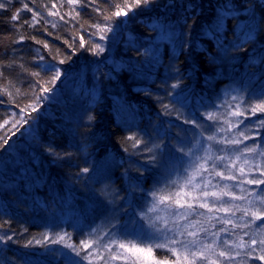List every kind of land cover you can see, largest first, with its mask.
Instances as JSON below:
<instances>
[{
	"label": "trees",
	"instance_id": "trees-1",
	"mask_svg": "<svg viewBox=\"0 0 264 264\" xmlns=\"http://www.w3.org/2000/svg\"><path fill=\"white\" fill-rule=\"evenodd\" d=\"M134 4L0 0V264H66L64 233L81 249L95 226L127 230L176 155L205 157L199 139L223 128L205 117L230 92L264 154V112L246 111L264 102V0ZM260 226L221 264H264Z\"/></svg>",
	"mask_w": 264,
	"mask_h": 264
},
{
	"label": "rangeland",
	"instance_id": "rangeland-1",
	"mask_svg": "<svg viewBox=\"0 0 264 264\" xmlns=\"http://www.w3.org/2000/svg\"><path fill=\"white\" fill-rule=\"evenodd\" d=\"M235 107L236 101L234 94L230 92L225 102L220 103L214 114H212L213 119H208L210 113H207L205 117L207 120L214 122V120L217 119L220 123H222L223 128L213 133L211 137H214L215 139H208L207 136L203 137V140L199 139L207 145L205 157L200 159L192 152H189V150L187 151L185 158H182L181 161L179 160L180 157L176 155L175 160L170 162L173 168H175L172 171L173 173L170 174L166 182L163 183L164 185L159 186L156 190H154L149 198L146 199V206H144L141 211H138L137 217L132 221V225L128 226L127 230H119V228H117V231H115L114 227L112 228L113 230H109L108 226L103 229L95 226L86 234L88 237L86 241L92 242V246L82 247L81 249L77 248L80 253L79 256L76 255L73 248L67 247V245H71V243L67 240L68 235L64 233L62 238L58 239V243L63 246V261L66 262V264H70V262H74V264H133V261H135L136 264H153V262L157 260L154 256L155 249L152 253H148L147 251H128L119 248L117 242L124 241L126 243L128 240H134L136 237H140L145 243H159L164 242L165 236L174 237L177 233L183 232L185 228H188L190 231L198 232V236L196 238L199 239L202 244H210L213 241H216L218 246L220 244H224V241L228 242V245L224 244L225 246L222 247V250L231 252L235 258L232 260H226L224 257H217L216 252L220 251V248H215L214 250L207 252V255H209L212 260H219L221 263L237 262L243 255L242 249H246L251 241L257 240L252 235L255 234L257 228L263 224L262 222L264 220H257L249 227L234 228L230 224L225 225L217 219L213 218L209 220V218L220 217L223 219H230L234 221V223L243 225L245 222L251 220V215H245L242 209H249V212H251L258 208L261 213H264V205L259 204L256 201V197L251 195L253 192L260 195L262 190H264V185L239 183L245 179H264V176L260 175V173L264 171V154L262 155L259 153V150L262 149L258 147L254 153H245L244 155H241L245 148L253 147L254 145L250 146L248 143L252 139L251 137L249 139L239 137V133L241 132V130H239L240 124L238 127L235 125L238 121H243V119L241 116L235 118L234 115H231V113L235 111ZM225 111H228V115L226 116ZM219 112H223L222 120ZM232 119L233 121H231ZM233 139H239L241 143L238 146H235L231 143ZM209 141L213 142L215 147L208 144ZM220 144H223L225 147L222 149V152L220 151V153H218L216 150H219L218 146ZM239 150L240 152H238ZM197 152L201 153V150L198 149ZM221 156L225 158L223 161H219L217 159ZM237 156H240L239 160H236ZM245 161H247V163H245ZM223 162H225L226 165H232L234 163L235 168L225 167L222 165ZM197 163H206V166L209 169L215 165L217 171H223L225 173L231 172L236 175L237 181H220L218 177L213 181V183L219 181L221 185L228 184L231 187V191L237 196L243 195L246 197V199L243 200H230L228 197L224 198V202H226V204L239 206V209H231V211L235 212V215H226L223 211L209 213L205 209L197 208V213H203V216H190L189 219L183 220L178 217L176 211L169 210V208L165 205H157L156 210H153V205L156 204V201L153 199V194L156 193L158 195H163L167 194L169 191H174L177 185H174L172 181L182 183L184 179L195 170ZM240 168L244 169L243 175L239 172ZM205 175H207V173H205ZM172 176L173 179L171 178ZM241 188L246 189L247 191L242 193L240 191ZM249 201L252 203L249 204ZM209 202L212 203L211 200ZM178 211L184 212L185 209H178ZM197 219L200 220V223L197 224L195 228L189 227L191 223ZM68 220V218L67 220H64V224L67 223ZM211 224H215V226L222 225L225 229H227V232L217 233V238V236L213 235V233L216 232H214V229L211 228ZM143 226L150 227V230H141V227L144 228ZM205 229H207V231H205ZM228 230L231 231V233H228ZM239 234H243L241 236L243 239L250 234V239L247 243L245 242V246L243 248L229 247V245L233 243H240L241 237H237ZM178 238L191 239L190 237H187V235ZM137 243H139V241H137ZM175 247L180 248L181 245H176ZM197 247H200V245ZM237 252H239L240 255L237 256ZM174 258L176 260L175 256ZM181 264H185V262L181 260ZM196 264H209V261L197 258Z\"/></svg>",
	"mask_w": 264,
	"mask_h": 264
},
{
	"label": "snow or ice",
	"instance_id": "snow-or-ice-1",
	"mask_svg": "<svg viewBox=\"0 0 264 264\" xmlns=\"http://www.w3.org/2000/svg\"><path fill=\"white\" fill-rule=\"evenodd\" d=\"M70 3H76L78 0H69ZM150 3V0H135V7H141L143 5H147ZM3 5H0L2 7ZM125 7H132V5H125ZM124 12V8H119L114 15L119 16L121 13ZM127 14L126 12L124 13ZM16 16H13V19H16ZM105 29H101V31H104ZM107 31H111L110 28L107 29ZM101 39H104L103 36H101ZM44 47H48L47 44L44 45ZM100 51H103V49H100ZM63 63V61H61ZM49 72L52 73L51 79L49 83H54V81L59 80L61 73L56 71L54 68H48ZM33 75L39 76V73H33ZM173 87H177V85H173ZM45 92H49L50 88H45ZM167 107V106H165ZM240 106L239 104L236 105L237 111L232 112L231 115L234 116H242L244 115V112L239 110ZM257 109L259 111L264 112V102H261L260 104H256L252 106L249 109H246V111L250 112L251 114H255ZM35 107H33V111H35ZM23 111V110H22ZM208 119H213V115H209ZM27 121H24L26 123ZM187 122V121H186ZM240 123H243V121H238L235 126H239ZM261 125H264V120L260 121ZM15 134L14 132L12 133ZM239 136L244 137L245 139H249L250 137L245 136V133L241 131L239 133ZM8 139L10 137L4 138V143L7 144ZM132 139V138H130ZM208 139H215L214 137H208ZM231 143L235 146H238L241 141L239 139H233ZM259 145H255L253 147H247L243 150L241 155H244L245 153H254L256 152ZM151 151V149H149ZM190 155V153H189ZM219 161H223L225 158L223 156L217 158ZM240 156L236 157V160H239ZM247 163V161H245ZM225 167H232L235 168V164L232 165H225ZM84 172H87L88 169L85 168L83 170ZM239 172L241 175L244 174V169L240 168ZM207 173V175H205ZM261 176H264V171L260 173ZM219 178L220 181H237L236 175L232 174L231 172L225 173L223 171H217L215 168V165L211 169H209L206 166V163H197L195 170L192 171L182 183H178L177 181H172L174 185H177L176 189L174 191H169L167 194L158 195L156 193L153 194V199L156 201V204L153 205V210H156L157 205H165L169 208V210L176 211L178 217L183 220L189 219L190 216H203V213H197L196 209H205L207 212H220L223 211L226 215L231 214L235 215V212H232L231 209L237 208L239 209L238 205H229L224 202V198L228 197L230 200H243L246 199L245 196L240 195L237 196L234 192L231 191V187L228 184L221 185L219 181L216 183H213V181L216 178ZM239 183H248V184H254V185H264V179H253V180H243ZM240 191L243 193L247 191L246 189L241 188ZM251 195L256 197V201L264 205V190H262L260 195H257L255 192L251 193ZM187 197V198H186ZM212 201L210 203L209 201ZM252 202L249 201V204ZM178 209H185L184 212H179ZM242 211L245 213V215H251V220L248 222H245L243 225L234 223V221L230 219H223L220 217H211L210 219H217L221 223L225 225H232L235 227H249L252 223H255L257 220H264V213H261L260 210L257 208L254 211L249 212V209H242ZM200 223V220L197 219L191 223L189 227L195 228L197 224ZM261 230L264 231V225H261ZM207 231V229H205ZM223 231H227V229H223ZM187 235V237H190L191 239H180L178 237H183ZM213 235L217 236V233H213ZM198 236L197 231H190L188 228H185L183 232H179L174 237H167L165 236L164 242L159 243H145L140 237H136L134 240H128L126 243L124 241L117 242L118 247L121 249H125L128 251H139L144 252L147 251L148 253H152L154 249H162L166 252H169L172 254V256L176 257V261L174 264H181V260L185 262V264H196L197 258L208 260L209 264H221L219 260H212L209 255H207L208 251L214 250L217 247V242L213 241L211 244H202V242L197 239ZM62 238V237H61ZM139 241V243H137ZM252 244H255L256 241H251ZM261 245H264V239H261L259 241ZM225 245H228L227 241H224ZM176 245H181L180 248L175 247ZM200 245V247H197ZM82 247H91L92 242L90 241H84L82 242ZM245 246V242L243 241V238H240V243H233L229 245V247L233 248H243ZM67 247L73 248V251L76 252V255L79 256V251L72 245H67ZM236 255H240L239 252L236 253ZM217 257H224L226 260H232L235 257L232 255L231 252H227L224 250H220L216 252ZM257 259L264 260V255H261L257 257ZM170 258L167 256H164L158 260H155L153 264H169ZM70 264H74V262H70ZM133 264H136L135 261H133Z\"/></svg>",
	"mask_w": 264,
	"mask_h": 264
}]
</instances>
